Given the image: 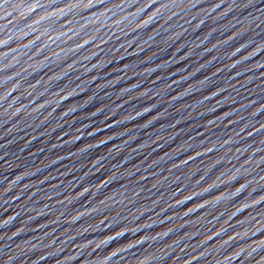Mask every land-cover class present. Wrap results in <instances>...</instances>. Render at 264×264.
I'll return each instance as SVG.
<instances>
[{
	"label": "water",
	"instance_id": "1",
	"mask_svg": "<svg viewBox=\"0 0 264 264\" xmlns=\"http://www.w3.org/2000/svg\"><path fill=\"white\" fill-rule=\"evenodd\" d=\"M0 264H264V0H0Z\"/></svg>",
	"mask_w": 264,
	"mask_h": 264
}]
</instances>
